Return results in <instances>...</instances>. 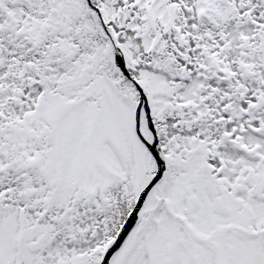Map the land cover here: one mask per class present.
I'll use <instances>...</instances> for the list:
<instances>
[{"label": "snow or ice", "instance_id": "snow-or-ice-1", "mask_svg": "<svg viewBox=\"0 0 264 264\" xmlns=\"http://www.w3.org/2000/svg\"><path fill=\"white\" fill-rule=\"evenodd\" d=\"M0 264H264V0H0Z\"/></svg>", "mask_w": 264, "mask_h": 264}]
</instances>
